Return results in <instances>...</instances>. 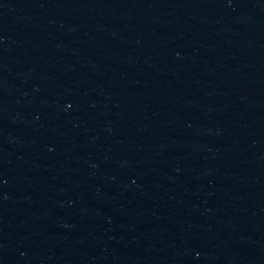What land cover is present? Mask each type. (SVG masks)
<instances>
[{
	"label": "water",
	"instance_id": "1",
	"mask_svg": "<svg viewBox=\"0 0 264 264\" xmlns=\"http://www.w3.org/2000/svg\"><path fill=\"white\" fill-rule=\"evenodd\" d=\"M0 264H264V0H0Z\"/></svg>",
	"mask_w": 264,
	"mask_h": 264
}]
</instances>
